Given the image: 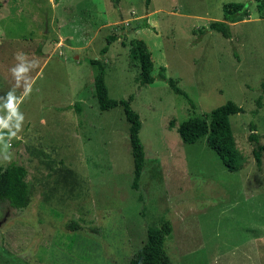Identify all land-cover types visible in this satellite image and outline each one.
I'll list each match as a JSON object with an SVG mask.
<instances>
[{"label":"rangeland","instance_id":"374dc122","mask_svg":"<svg viewBox=\"0 0 264 264\" xmlns=\"http://www.w3.org/2000/svg\"><path fill=\"white\" fill-rule=\"evenodd\" d=\"M5 1L0 170L24 166L31 198L22 209L0 202V264H125L147 227L163 219L172 225L165 249L173 264H264V163L253 156L264 145L257 2ZM229 2L245 3L248 16L230 23L225 38L209 24L222 20ZM109 35L108 94L131 96L141 121L145 158L136 188L128 122L120 105L99 109L88 62L101 59ZM140 43L150 53L151 83L141 82L132 55ZM227 101L243 109L229 117L234 171L205 138L188 144L177 132L180 122L208 119Z\"/></svg>","mask_w":264,"mask_h":264},{"label":"trees","instance_id":"16d2710c","mask_svg":"<svg viewBox=\"0 0 264 264\" xmlns=\"http://www.w3.org/2000/svg\"><path fill=\"white\" fill-rule=\"evenodd\" d=\"M114 1V0H112ZM256 8L261 18H264V0H255ZM248 16V7L245 3L229 2L223 6L222 20L212 21L209 24L211 30L219 32L225 38H230V23L236 21L238 17ZM107 44L100 50V58L89 59L88 62L95 68L94 88L95 98L100 110H108L117 105L123 109V114L128 122L129 144L133 161L132 187L136 188L139 177L143 170L145 152L142 142L139 139L141 121L138 113L132 109L130 102L131 96L126 99H113L108 94V89L104 80L103 56L105 55L108 44L115 40L113 35L106 37ZM133 57L138 59L140 65V80L142 83H151L152 61L142 43L137 44ZM160 69V77L166 78ZM167 82L174 91L182 95L189 103V97L177 86L172 79ZM264 91V82L261 84ZM260 98L257 100L259 104ZM241 106L232 101H227L210 111L209 118L192 117L182 121L177 126V132L184 143H194L199 139L205 138L206 145L215 151L218 157L228 170L234 171L237 167L238 151L235 139L231 130L229 117L233 114L242 112ZM255 112V111H254ZM253 126L251 130H253ZM250 140H255L254 133L249 134ZM253 156L257 165L264 163V145H259L253 150ZM27 170L24 166L10 163L0 170V202L7 203L11 208L22 209L28 205L31 192L26 182ZM172 231L169 220L163 219L158 225H150L146 229V240L129 258L125 264H173L166 249L165 241Z\"/></svg>","mask_w":264,"mask_h":264},{"label":"crops","instance_id":"0c3cea01","mask_svg":"<svg viewBox=\"0 0 264 264\" xmlns=\"http://www.w3.org/2000/svg\"><path fill=\"white\" fill-rule=\"evenodd\" d=\"M2 3L4 4V3H7L5 0H2ZM3 34H4V32H3Z\"/></svg>","mask_w":264,"mask_h":264},{"label":"water","instance_id":"95a60500","mask_svg":"<svg viewBox=\"0 0 264 264\" xmlns=\"http://www.w3.org/2000/svg\"><path fill=\"white\" fill-rule=\"evenodd\" d=\"M44 32H46V29H45V31Z\"/></svg>","mask_w":264,"mask_h":264}]
</instances>
